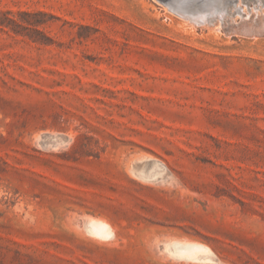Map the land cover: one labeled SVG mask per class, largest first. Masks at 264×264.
<instances>
[{"label": "rangeland", "instance_id": "374dc122", "mask_svg": "<svg viewBox=\"0 0 264 264\" xmlns=\"http://www.w3.org/2000/svg\"><path fill=\"white\" fill-rule=\"evenodd\" d=\"M169 2L0 0V264H264V6Z\"/></svg>", "mask_w": 264, "mask_h": 264}, {"label": "bare ground", "instance_id": "6f19581e", "mask_svg": "<svg viewBox=\"0 0 264 264\" xmlns=\"http://www.w3.org/2000/svg\"><path fill=\"white\" fill-rule=\"evenodd\" d=\"M170 1H172L174 5H178L175 8L176 13L179 14L184 13L180 15L185 20L199 24L200 26H206V25L208 26L209 24L214 23L217 20H219L218 22H220L224 18L233 19V17L236 15H238V17L247 15L246 10L240 6L242 4V0H170ZM255 1H256V5L254 7L255 9L258 8L256 12H258L259 10L262 11L260 6L261 5L264 6V0H255ZM173 3L169 2L168 5L173 6ZM187 5L188 8L191 7V9L188 10L186 8ZM152 170L156 171L157 174H161L165 171L163 167L157 164V161L156 163L154 161V163L152 164ZM85 229L89 236L99 240H111L115 237L113 228L109 224L104 223L102 221L90 222L88 220L85 223ZM167 250L170 253V255L173 256V258L175 257L176 259L180 261L183 260L184 262L202 261L209 263L215 261L214 254L211 252V250L207 246L201 244L174 242L173 244L167 247Z\"/></svg>", "mask_w": 264, "mask_h": 264}]
</instances>
